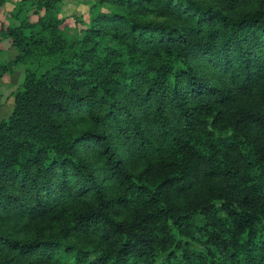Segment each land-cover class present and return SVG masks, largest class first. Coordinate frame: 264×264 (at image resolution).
<instances>
[{"label": "trees", "instance_id": "obj_1", "mask_svg": "<svg viewBox=\"0 0 264 264\" xmlns=\"http://www.w3.org/2000/svg\"><path fill=\"white\" fill-rule=\"evenodd\" d=\"M61 1L0 0V264H264V0Z\"/></svg>", "mask_w": 264, "mask_h": 264}, {"label": "rangeland", "instance_id": "obj_2", "mask_svg": "<svg viewBox=\"0 0 264 264\" xmlns=\"http://www.w3.org/2000/svg\"><path fill=\"white\" fill-rule=\"evenodd\" d=\"M93 0H62L61 8L65 15L79 14L88 17V10ZM36 16L33 17V20ZM18 54L16 48L2 53L1 60H13ZM24 79V66H20L17 71L12 75L10 80H3L0 78V118L7 117L14 107V92L17 87L23 82Z\"/></svg>", "mask_w": 264, "mask_h": 264}, {"label": "crops", "instance_id": "obj_3", "mask_svg": "<svg viewBox=\"0 0 264 264\" xmlns=\"http://www.w3.org/2000/svg\"><path fill=\"white\" fill-rule=\"evenodd\" d=\"M11 50V49H10ZM4 80V79H3ZM1 119V118H0ZM3 119V118H2Z\"/></svg>", "mask_w": 264, "mask_h": 264}]
</instances>
